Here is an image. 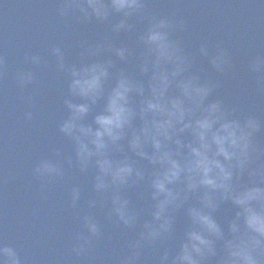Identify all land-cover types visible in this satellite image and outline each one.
I'll return each mask as SVG.
<instances>
[{
	"label": "clouds",
	"instance_id": "9594fccd",
	"mask_svg": "<svg viewBox=\"0 0 264 264\" xmlns=\"http://www.w3.org/2000/svg\"><path fill=\"white\" fill-rule=\"evenodd\" d=\"M144 8L145 0H63L59 14L75 10L78 21L104 22L119 14L111 24L113 33L131 31L133 18L146 21V27L137 37L142 47L136 64L140 78L123 69L110 73L111 59L85 62L111 52L127 63L133 55L129 47L97 44L82 53L78 65L67 67L62 49L51 48L57 69L68 78L66 116L58 131L72 143L79 171L95 170L92 189L106 197L109 220L114 217L125 228H136L139 214L125 193L141 187V198L147 193L150 219L139 222L138 238L129 243L131 255L125 264H133L144 245L157 241H175L171 251L161 249L158 264H264V146L255 139L261 123L252 115H238L235 107L219 98L212 99L218 82L190 71L191 55L172 38L174 31L183 29L182 21L149 16ZM198 52L217 73L231 66L229 53L221 47L210 52L205 43ZM26 59L41 62L36 55ZM248 68L264 72V57H253ZM16 79L23 86L33 80V73H17ZM92 111L95 114L86 123ZM67 163L72 165V157ZM33 175L62 177L64 171L59 161L41 159ZM79 199L80 189L73 187V208ZM96 203L89 200L88 206ZM225 203L232 215L222 223L214 214ZM181 209L184 225L178 231L176 214ZM82 223L89 236L77 235L73 248L77 254L90 243L89 237L100 235L92 216H83ZM0 264H22L16 248L2 240Z\"/></svg>",
	"mask_w": 264,
	"mask_h": 264
},
{
	"label": "water",
	"instance_id": "95a60500",
	"mask_svg": "<svg viewBox=\"0 0 264 264\" xmlns=\"http://www.w3.org/2000/svg\"><path fill=\"white\" fill-rule=\"evenodd\" d=\"M62 3L63 0H0V58L3 59V66L0 68V185L5 186L7 178L15 174H26L22 178L25 179L22 185L19 180L0 192V240L16 248L22 264H125L131 255L128 245L138 238L139 222L150 219L147 215V193L144 192L141 198L142 187L129 189L125 193L139 214L136 228H125L115 222L114 217L112 220L107 218L106 197L102 198L92 189L95 170L90 168L86 173L79 171L72 143L58 131L60 121L66 116L63 100L67 92L68 78L57 69L51 48L56 46L62 49L67 67L70 64L78 65L83 58L82 53L97 44L111 43L113 48L129 47L133 55L127 63L111 52L90 56L85 62L111 59L113 67L109 69L110 73L115 74L123 69L126 73L140 78L136 64L142 47L138 44L137 37L129 32L113 33L111 24L114 22L110 19L104 22L94 18L87 22L78 21L75 10H69L68 15L61 16L59 9ZM33 6L38 14H43L34 16L31 9ZM25 19L30 24L27 28L21 26V23L25 24ZM33 27L35 32L30 37L24 40L15 39L14 36H27ZM9 49L13 50L12 57L6 55ZM34 52L41 58L37 65L26 59L33 56L31 54ZM28 71L33 73V80L20 86L16 79L17 73ZM190 71L199 74L202 79L217 82L194 64ZM211 98H219L225 105L235 107L238 115L256 117L261 123V129L255 134V139L264 146V119L253 113L219 83ZM74 102L82 101L75 99ZM98 108L99 105L96 110ZM94 114L95 111L90 112L85 117V122L90 123ZM115 156L120 158L119 153ZM68 157H72L71 166L67 163ZM41 159L59 161L64 175L51 178L34 176L32 169ZM140 164L146 166L147 162L141 161ZM73 187L80 189V199L75 208L71 206L70 200ZM20 189H23L22 199L15 207L4 210L5 203L12 200L11 190ZM4 194L6 195L2 198L1 195ZM34 200L48 203L45 210L25 218L23 213L27 204ZM89 200H95L96 205L89 207ZM8 215L13 218L9 219ZM85 215L96 220L100 235L89 237L90 243L83 252L77 254L73 251L78 244L77 235H88L82 223ZM214 215L223 223L225 217L232 215L231 206L222 204ZM34 225L51 226V230L39 240L28 234L31 236L30 241L17 232L16 226L21 227L25 234ZM183 225L184 215L181 209L176 214L177 230H182ZM5 227L7 229L4 230ZM174 244L175 241H157L144 245L133 264H158L161 249L167 247L171 251ZM94 246L101 247L96 249Z\"/></svg>",
	"mask_w": 264,
	"mask_h": 264
}]
</instances>
